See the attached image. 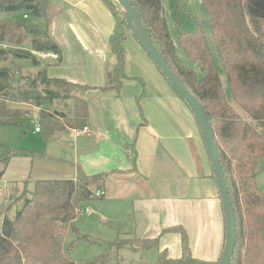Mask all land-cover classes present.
<instances>
[{
  "label": "trees",
  "instance_id": "trees-1",
  "mask_svg": "<svg viewBox=\"0 0 264 264\" xmlns=\"http://www.w3.org/2000/svg\"><path fill=\"white\" fill-rule=\"evenodd\" d=\"M100 1L115 22L108 45L116 64L106 72L103 87L92 88L49 78V66L39 67L36 54H54L59 61L62 57L48 29L30 21L44 18L50 5L47 0H0V44L8 47L0 46V126L25 130L36 126L38 133L46 138L54 132L82 130L89 119L84 98L88 90L112 91L119 95L122 82L127 80L123 42L129 29L116 0ZM199 1L208 16L212 41L232 103L226 99L200 28L191 33H179L177 37L178 47L202 73V78L198 79L196 71L182 64L177 56L168 33L163 1L130 0V3L170 69L203 108L211 128L235 219L231 264H264V192L256 185L257 165L264 158V0ZM25 45L29 49H23ZM25 61L34 67L33 72L25 74L18 66L17 63ZM143 96L144 93L136 100L139 111ZM58 103H65L60 110L56 108ZM232 104L250 121L243 119ZM30 108L37 110L35 118ZM19 155L26 156L11 150L0 156L2 171L12 157ZM107 176L108 173L86 176L79 170L75 180H36L31 193L13 200L21 204L14 217H2L0 264H76L71 257L73 244L64 247L66 231L87 202L95 198L93 188ZM212 178L215 180L213 174ZM168 233L179 234L181 257L168 259L166 251H162L155 264H218L219 261L194 259L181 227L164 229L161 235ZM159 237L144 241L142 250L157 247ZM107 246L117 251L124 247L139 250L134 247V240L129 239L116 238ZM107 259V253L96 258L101 263Z\"/></svg>",
  "mask_w": 264,
  "mask_h": 264
},
{
  "label": "crops",
  "instance_id": "crops-1",
  "mask_svg": "<svg viewBox=\"0 0 264 264\" xmlns=\"http://www.w3.org/2000/svg\"><path fill=\"white\" fill-rule=\"evenodd\" d=\"M47 1L57 8L49 34L62 54L61 61L49 60L48 77L103 87L106 72L116 64L108 45L112 15L100 0ZM123 47L127 80L119 95L95 89L84 94L92 104L88 132L72 135L88 139L86 154L71 163L66 180H75L78 169L86 176L108 173L93 192L117 203L112 217L128 222L126 239L143 243L160 236L155 250H147L153 264L162 251L168 259L181 257L179 234L161 235L175 226L186 233L194 259L217 262L225 243L224 214L193 115L129 32ZM142 93L139 111L136 100ZM256 185L264 192V163ZM7 199L11 203L9 194ZM136 248L140 256L146 251Z\"/></svg>",
  "mask_w": 264,
  "mask_h": 264
},
{
  "label": "rangeland",
  "instance_id": "rangeland-1",
  "mask_svg": "<svg viewBox=\"0 0 264 264\" xmlns=\"http://www.w3.org/2000/svg\"><path fill=\"white\" fill-rule=\"evenodd\" d=\"M162 1L168 33L175 45L180 62L194 69L198 79L202 78V73L195 69V65L187 59L185 53L177 45L179 33H191L200 28L206 37L226 99L232 103L230 90L212 41L208 16L202 9L200 1ZM56 11L57 8L51 4L44 18L30 19V21L41 24L49 31L57 14ZM7 16L3 15L5 18ZM26 20L29 19L27 18ZM0 46L8 48L7 44H0ZM22 48L29 49V46L25 45ZM42 55L36 54L39 67L48 66L51 61L42 58ZM57 59L56 56V59H53V61ZM17 64L25 74L34 70L30 62L25 61ZM72 75L74 74L72 73ZM63 104L65 103H58L57 107H55L60 110ZM88 104L92 107L90 102ZM232 105L243 119L250 121L237 106ZM30 110L35 118L37 110L32 108ZM34 127L25 130L19 127L0 126V156L7 155L10 150L26 155L12 157L5 171H2L3 166L0 162V189H2V192H0V224L1 217L4 215H7L9 218L14 217L15 213L21 208V204L13 202V200L18 196L20 197L21 194L31 193L36 180H66L72 170L71 163H76L75 158L77 159L86 154L84 152H86L88 139L76 138V136H73V130L71 134L66 131L61 133L54 132L52 136L46 138L41 133H36ZM78 135H82V133ZM263 163L264 158L257 165V173H259ZM78 172L79 169L76 173V178ZM8 194L12 197V203L9 202L11 204L10 208H8L10 206L8 203L10 200L7 199ZM116 204V202L108 200V197L101 199L93 198L85 206L89 213L83 210L77 220L66 231L64 247L67 248L73 244L71 257L76 261V264H153V253L151 250L143 251V254L140 256L138 253L141 251L140 249L139 251H134L129 250L128 247H124L117 251L116 249L108 248L107 243L112 242L116 238H120L121 240L129 238L123 233L128 222L119 224L113 220L112 213L116 208ZM152 250H155V248ZM105 253L108 254V259L105 263L96 260L97 257Z\"/></svg>",
  "mask_w": 264,
  "mask_h": 264
},
{
  "label": "water",
  "instance_id": "water-1",
  "mask_svg": "<svg viewBox=\"0 0 264 264\" xmlns=\"http://www.w3.org/2000/svg\"><path fill=\"white\" fill-rule=\"evenodd\" d=\"M124 12V20L130 34L137 44L150 58L154 66L170 84L172 89L187 103L196 122L201 139L203 141L207 157L210 163L212 174L215 178V184L220 197V202L224 214L225 223V243L223 252L218 264H231L235 246V219L232 204L229 197V191L222 170L221 162L218 157V151L211 132V128L206 119L205 113L199 102L180 82L179 78L173 73L165 59L151 41L143 24L138 19L137 14L131 6L130 0H116ZM199 68V65L197 66ZM135 246L143 247V243H136Z\"/></svg>",
  "mask_w": 264,
  "mask_h": 264
},
{
  "label": "built area",
  "instance_id": "built-area-1",
  "mask_svg": "<svg viewBox=\"0 0 264 264\" xmlns=\"http://www.w3.org/2000/svg\"><path fill=\"white\" fill-rule=\"evenodd\" d=\"M24 18H26V16H24ZM42 58H46V59H49V60H53V59H56V55L54 54H43L42 55ZM35 131L36 132H39V129L38 127H35ZM81 131V132H80ZM75 135H78V134H87L88 132V129L87 128H84L82 130H77V131H73ZM0 192H2V190H0ZM103 196V192L101 191H97L94 193V197L95 198H101Z\"/></svg>",
  "mask_w": 264,
  "mask_h": 264
}]
</instances>
